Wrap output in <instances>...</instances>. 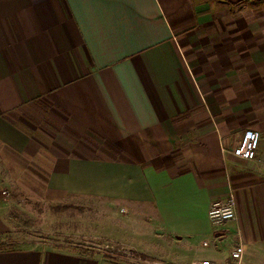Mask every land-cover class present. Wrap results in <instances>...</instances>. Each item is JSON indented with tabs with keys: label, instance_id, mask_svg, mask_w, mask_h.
I'll return each mask as SVG.
<instances>
[{
	"label": "crops",
	"instance_id": "1",
	"mask_svg": "<svg viewBox=\"0 0 264 264\" xmlns=\"http://www.w3.org/2000/svg\"><path fill=\"white\" fill-rule=\"evenodd\" d=\"M209 5L0 0V157L46 173L49 198L122 204L130 236L110 237L150 260L225 262L242 240V264H264V55L254 22L207 20ZM248 128L255 160L227 152ZM231 196L237 218L213 226ZM0 264L129 263L41 245Z\"/></svg>",
	"mask_w": 264,
	"mask_h": 264
},
{
	"label": "rangeland",
	"instance_id": "2",
	"mask_svg": "<svg viewBox=\"0 0 264 264\" xmlns=\"http://www.w3.org/2000/svg\"><path fill=\"white\" fill-rule=\"evenodd\" d=\"M208 1L205 0V5L211 4L210 14H200L207 20L254 22L250 36L259 40L258 52L264 55V0ZM22 168L10 157H0V209L8 224L7 234L0 242L4 240L7 247L46 245L79 249L116 257L129 264H154L133 247L111 239V232L121 236L131 233L130 225L122 217L125 214H121L123 222L114 217L116 209L124 211L122 204L77 194H68L62 200L49 198L45 195L47 174L40 170L23 172Z\"/></svg>",
	"mask_w": 264,
	"mask_h": 264
},
{
	"label": "built area",
	"instance_id": "3",
	"mask_svg": "<svg viewBox=\"0 0 264 264\" xmlns=\"http://www.w3.org/2000/svg\"><path fill=\"white\" fill-rule=\"evenodd\" d=\"M261 141V132L254 128H248L244 131L238 143L227 152L242 160H254L257 157ZM208 217L213 226L220 227L227 222L237 218L236 201L233 196L226 200L215 202L209 209ZM207 244V243H205ZM246 253L245 243L240 240L230 252L229 260L217 262L212 259H199L191 264H242ZM154 264H166L163 261H153Z\"/></svg>",
	"mask_w": 264,
	"mask_h": 264
},
{
	"label": "trees",
	"instance_id": "4",
	"mask_svg": "<svg viewBox=\"0 0 264 264\" xmlns=\"http://www.w3.org/2000/svg\"><path fill=\"white\" fill-rule=\"evenodd\" d=\"M6 247H7L6 244H0V250H1V249H4V248H6Z\"/></svg>",
	"mask_w": 264,
	"mask_h": 264
}]
</instances>
